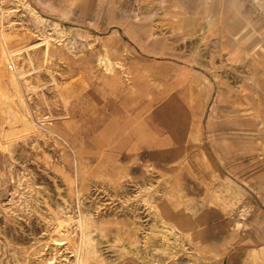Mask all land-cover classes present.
<instances>
[{
	"label": "rangeland",
	"instance_id": "rangeland-1",
	"mask_svg": "<svg viewBox=\"0 0 264 264\" xmlns=\"http://www.w3.org/2000/svg\"><path fill=\"white\" fill-rule=\"evenodd\" d=\"M262 161L264 0H0V264H264Z\"/></svg>",
	"mask_w": 264,
	"mask_h": 264
},
{
	"label": "crops",
	"instance_id": "crops-1",
	"mask_svg": "<svg viewBox=\"0 0 264 264\" xmlns=\"http://www.w3.org/2000/svg\"><path fill=\"white\" fill-rule=\"evenodd\" d=\"M257 160L258 159H256L255 161H257ZM248 161H250L252 163V161L250 159ZM262 164H263V166H262V168H260V170H259L260 172H264V162ZM248 176L249 175H247L246 177H248ZM241 182H242V179H241ZM257 182H258V180H256V179L251 180V184L254 188H252V187H250L244 183H243V185H245L247 188L251 189L252 192L257 196L259 202L261 203L259 210L257 212V222H256L257 227L255 229V232L252 235V238H256L255 243H258L257 245H260V244H264V181L262 180L258 183ZM200 235L203 238V240L210 242V241H214V240H220V239L226 237L227 233L225 232V229H224L222 223L216 222L214 224L209 225L208 222H206L203 225V227L200 229Z\"/></svg>",
	"mask_w": 264,
	"mask_h": 264
},
{
	"label": "bare ground",
	"instance_id": "bare-ground-1",
	"mask_svg": "<svg viewBox=\"0 0 264 264\" xmlns=\"http://www.w3.org/2000/svg\"><path fill=\"white\" fill-rule=\"evenodd\" d=\"M205 17V15H202V18ZM201 18V17H200ZM49 35V34H48ZM64 208V207H63ZM66 210V209H65ZM58 212V211H57ZM62 212V211H61ZM67 212V211H66ZM86 214V213H85ZM48 216V215H47ZM49 217V216H48ZM55 229H54V233H55V238L57 240H61L64 239L65 237H67L69 235V227L74 224L76 227V224L74 223V221L72 220L71 216L69 215V213H66L64 216L62 215H57L55 216ZM84 217L81 216V218L78 220L77 223V228L80 230L81 232V242H86V241H91V236L87 233V226L85 223ZM49 221V220H48ZM54 221V220H53ZM49 223V222H47ZM50 224V223H49ZM50 226V225H49ZM72 227V226H71ZM75 230V229H74ZM72 235V234H71ZM98 237V236H97ZM75 243V242H74ZM95 247V246H94ZM79 248V247H78ZM96 249V248H95ZM98 250V249H97ZM100 251V250H99ZM77 258H76V264H79V262L81 261V249H77ZM49 264V263H48Z\"/></svg>",
	"mask_w": 264,
	"mask_h": 264
}]
</instances>
